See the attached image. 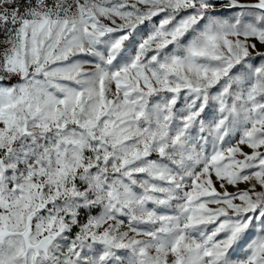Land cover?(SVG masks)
<instances>
[{
    "label": "snow or ice",
    "instance_id": "snow-or-ice-1",
    "mask_svg": "<svg viewBox=\"0 0 264 264\" xmlns=\"http://www.w3.org/2000/svg\"><path fill=\"white\" fill-rule=\"evenodd\" d=\"M0 34V264H264V0H0Z\"/></svg>",
    "mask_w": 264,
    "mask_h": 264
},
{
    "label": "rangeland",
    "instance_id": "rangeland-1",
    "mask_svg": "<svg viewBox=\"0 0 264 264\" xmlns=\"http://www.w3.org/2000/svg\"><path fill=\"white\" fill-rule=\"evenodd\" d=\"M0 39H3V35L0 34ZM245 152H250L251 150L248 149L246 146L244 147ZM245 185L241 184V187H244ZM229 191H234V189L230 188Z\"/></svg>",
    "mask_w": 264,
    "mask_h": 264
}]
</instances>
